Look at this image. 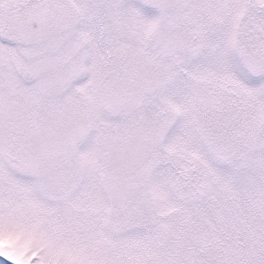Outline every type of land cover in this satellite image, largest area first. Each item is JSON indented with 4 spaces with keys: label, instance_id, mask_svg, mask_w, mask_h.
Here are the masks:
<instances>
[{
    "label": "snow or ice",
    "instance_id": "obj_1",
    "mask_svg": "<svg viewBox=\"0 0 264 264\" xmlns=\"http://www.w3.org/2000/svg\"><path fill=\"white\" fill-rule=\"evenodd\" d=\"M0 264H264V0H0Z\"/></svg>",
    "mask_w": 264,
    "mask_h": 264
}]
</instances>
